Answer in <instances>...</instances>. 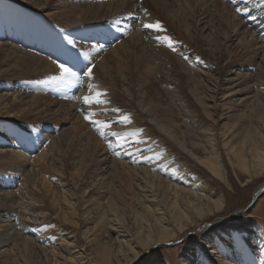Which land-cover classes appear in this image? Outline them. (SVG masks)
I'll return each instance as SVG.
<instances>
[{
  "label": "bare ground",
  "instance_id": "1",
  "mask_svg": "<svg viewBox=\"0 0 264 264\" xmlns=\"http://www.w3.org/2000/svg\"><path fill=\"white\" fill-rule=\"evenodd\" d=\"M52 1L16 0L10 8L0 1V23L2 25H0V75L3 80L9 81L20 76L27 77L26 72L31 70L35 74H37L36 72H38V75L41 74L36 77L37 80L40 78L38 80L40 81L43 78L45 79L47 75L56 73L57 69L54 61L63 62L67 58L68 53L64 49V43L60 40L62 37L59 33L54 31L42 32L41 26L52 24L58 28L64 27L70 30L68 32H71L72 35L88 30L83 38L94 39V34L89 33V30H91L92 33L97 32V35L102 34V39L113 42L111 41L112 38L117 37L116 34H113L115 31L113 27L118 24H113L114 20L119 21L120 27L124 26L120 28L122 30H127L129 27L132 29L138 27L139 31L137 28V30H130V33H132L128 40H121L119 44L109 50V52L114 51L117 56L116 58L113 57L112 60L116 61L120 57L123 59L125 53L126 58H132L135 52L138 54V58L143 55V59L147 61V67L143 70L154 75L155 68L152 66V60L157 55L156 53H160L159 50L166 51L165 46L153 42L157 50L151 51L150 54L137 50L140 45H146L148 42V40L145 42L141 40L143 35L142 30L140 31L141 26L138 24L140 16L143 17V20L150 18L154 21L152 17L158 20L155 12L150 10V6H147L146 2L148 0H104L100 2L63 0L62 5H55L57 2L60 3V0H56L55 4ZM163 1L157 0L155 5L157 6ZM247 1H250L248 5ZM186 2L200 9H210L212 7L218 21H224L225 23L221 25L226 26L225 29L227 28L226 30L229 31L227 34L220 32L219 35L215 34V36L221 38L226 46L231 47L234 45L236 48H240L241 51L245 48L256 51V58L264 61V5L254 7V5L260 3V0H186ZM22 5L36 9L41 17L34 14H31V16L28 14L27 16V12H23ZM243 7H247L249 12L237 13L235 11L236 8ZM54 8L58 9L59 12L58 10L52 13L48 12V10ZM144 9H147L149 13V15L144 14L145 17L141 14L144 13ZM122 14L126 16L122 17ZM201 15H204V12ZM47 20H54L55 22ZM90 23L91 26H89ZM110 24L113 26L111 27ZM185 28L189 30V24ZM202 28L209 29V26L204 25ZM213 29V27L210 28L211 33L214 32L215 29ZM143 30L146 31V29ZM159 34L163 35V33ZM53 35L57 37L55 38ZM167 35L169 36V34ZM153 36L155 38L156 34L154 33ZM102 39L101 41H103ZM217 39L216 42L219 41ZM90 46L99 48L94 44L82 43L84 49L91 50ZM203 49L207 50V47L203 46ZM101 51H104L103 47L97 52L91 51L92 60L100 57ZM186 52L188 53V51H184V53ZM137 54H135V57ZM133 59L137 60L134 57ZM133 59L126 60L130 62ZM150 60L151 64H149ZM187 60L190 65L200 66V64H197L198 61L192 60L191 57H187ZM141 61L145 65V62ZM111 63L112 61L108 57L101 58L98 67L96 66L93 70V82L99 85L100 90L107 89L105 98L110 101L108 105L92 106L91 110L97 113L93 119L108 121L111 127L105 129L106 132L126 133L141 128L144 130L142 138L136 136L122 137L126 142L121 143L118 142L117 137L112 135L100 136L98 131L94 132L93 130H97L96 126L83 118L89 106L85 105L82 99H77L76 96H73L74 94H68L65 99L57 100V97H51L52 94L45 92L47 87L38 83L37 80H34L36 84L32 82L33 93L30 90H28L29 92L21 91V88H24L22 82L20 87L16 84H6L5 90L7 92L0 94V191H2L0 192V209L6 211L4 212L6 214L4 216L2 214L0 217L9 219L11 215H17L16 222H21V224L16 228L17 223L15 222L16 224H13L12 228H15L14 232L16 234L23 232L21 243L18 246V240L13 244L8 236L9 233L7 235L4 232L0 234V262L10 263L11 261L12 263L13 261V264H30V256L27 253L30 252L33 242L39 241L40 244L35 243V245L44 249L46 253L43 255L45 264H118L119 259H117V256L118 258L120 256L127 257L130 254L132 257L126 259L125 264H133L134 262V264H137L136 262L142 260L143 256L152 251L156 245L177 242L186 236L189 231L198 227L204 228L202 225H197L200 220H207L211 216L227 212L226 208L224 209L226 203L223 194L224 189L222 185H219L217 182L219 179L216 177L218 176L222 181L229 182L228 173L224 172L226 169L221 159L223 155L229 157V161L233 166H239L243 171H246L245 179L250 180V178L259 176L261 173L264 174V117L260 116L255 109L257 105L264 106V82L262 81L264 76H260V71L257 72V75H259L257 78L250 74V80L246 83L244 82L246 78L238 74L239 77L236 75L231 78L233 81L231 85L236 80H241L237 85L241 87L238 90H236L237 86H231L229 90H223L218 84L219 75L217 77L211 75L213 77L209 79L213 81L214 85L211 86L213 88L210 90L213 93L210 96L213 100L209 99V101H213L212 108H209L214 111L213 114L210 112V116H213L212 120L214 121L211 124L202 125L203 122H196L197 116L192 115L193 118H191L192 116H189L190 111L183 106L184 104H181L182 101L179 98L173 95L171 97L177 103L178 110L181 111V116H183L182 119L184 118L182 123H178L177 121L181 119H175L173 106H165L161 103L153 104L152 98L148 95L151 93L148 90H146L147 93L144 91L142 94L132 93V107L135 106L134 104L137 105L135 107L137 109L132 110L133 113L129 114L131 110L126 111L125 108L120 107L122 113L129 114L132 119L131 124H123L119 120L121 114L112 111L114 108H119L116 103V99L119 97L118 94L109 90L112 87H109L108 82H104L102 78H98L99 75L97 74L101 71L106 79H110L109 76H112L110 74ZM164 63L166 62L164 61ZM137 64L136 61L135 65ZM141 68H138L139 73ZM127 69L129 68H124V70ZM165 69L167 68L163 70ZM201 70L200 68L199 72ZM206 73L208 72L205 71ZM155 75L157 77V73ZM144 78L147 79L148 76ZM111 79L114 80V77L112 76ZM125 79L126 76L123 84L126 83ZM134 80L139 87H143V78L138 73ZM83 81L85 82L83 85H72V90L77 91L75 88L80 89L78 97L87 94V78L84 77ZM129 83L131 84V82ZM189 84L193 86L195 83ZM255 86H257V89H255ZM18 88L20 92L17 93ZM126 88H128V85H126ZM168 91L172 95L170 88H168ZM241 91L243 92L241 93ZM253 91L257 92V97L252 94ZM199 92L201 91H198L197 94L194 93L195 100L204 106L206 101L202 100L203 95ZM237 93H241L243 96L249 94V96L244 97L245 99L239 104L240 96L236 98ZM218 95L221 97H218ZM204 98L207 99L208 97ZM117 101L119 102L118 99ZM128 103L127 101V105ZM199 105L198 107H200ZM56 106H58L57 110L53 111L52 107ZM102 108L107 110L101 111ZM36 110L42 114L45 113L47 116L54 115L55 118H69L72 121L69 131L64 132V134H67L65 135L67 136L65 142L66 144L74 143L76 140L83 146V149L79 148L74 152L76 155L73 157L74 160H80L72 162L74 171L70 175L76 179L73 182L75 187L72 186L70 178H68V171L65 172L67 161L62 152L65 145V143H62V133L59 136L57 135L54 141L47 144L46 137L44 136V138L38 134L39 127L37 125L41 123V119L33 113ZM235 111H241L237 116L240 117L239 119H246V121L240 124L234 122L233 124L230 121V116H233L234 113L228 115V112ZM18 121L32 123L34 126L16 128ZM115 123L119 125L115 126ZM195 123L199 124L196 125ZM48 124L47 127L50 128ZM238 124L239 127L236 128ZM6 142L14 148L11 150L4 148ZM109 143L113 145L112 148L108 147ZM116 149L121 151L118 150L120 152H117ZM90 151L93 156L89 159L87 153ZM78 152L80 153L78 154ZM109 152L110 157L108 156ZM155 152H161V158H142V155L152 157ZM117 153L119 154L117 155ZM112 155L115 156L113 160L110 159L113 157ZM127 155L129 156L127 157ZM100 156H105L102 162L100 159L98 160ZM123 159H128V161ZM118 161L120 164L117 163ZM194 161L197 163L196 165H192ZM108 163H112L108 167L110 173H107ZM85 164L90 169L87 170L91 171L90 173L87 171L89 176L81 173V171H84ZM200 165L203 167H200ZM21 168H23V171ZM51 168L55 171V176L52 174ZM171 168L177 170L175 174L170 171ZM31 173L34 176H31ZM90 177L94 180L97 178V182H94L93 185H86ZM229 177H231V174ZM122 181L127 183L129 188H132V196L128 197V199H131L129 205L132 208V230H130V224L126 220L127 217L124 218L119 213L121 210H118L121 209L118 207L119 200L125 197L122 194L123 190L117 189L123 186ZM114 182L119 185L115 183L117 186H114ZM89 186H91V189H89ZM9 187H17V189L10 190ZM101 187H107L105 191H109L110 196L108 195L107 200L102 197L104 211L101 208L99 210L100 212L103 211L101 212V214L103 213V221L105 225H108V230H106L116 234L115 242L117 246L114 247L115 249L100 246L101 248H98L97 253L94 251L96 255L93 256L92 253L88 252L87 244L79 243L80 240L77 238L76 230H70L69 225L73 229H77L81 219L85 216L87 218L85 217L83 220L88 221L87 224L97 221L94 220L95 216H90L89 208L84 209L83 207L88 201L94 200L95 196L93 195L94 198L92 199L91 192ZM2 188L8 190L3 191ZM86 188L89 189L88 193ZM78 189L81 190L80 195L82 197L79 195ZM262 192H264V182L255 190L253 194L254 201ZM14 193L18 195V198ZM86 196H90V198ZM102 198L100 197V199ZM94 203L97 206L101 205L99 199H95L90 204ZM14 209L15 213L11 214ZM91 212L95 213L94 211ZM100 212L97 211V213ZM243 214L245 215V212ZM100 216L99 218H101ZM22 217L24 222L21 221ZM214 223L216 222L209 224ZM102 226L104 225L102 224ZM218 227L216 225L212 228L199 229L208 236L207 247L209 251L207 254L211 257L215 256V258L210 259L205 253L206 248L197 246L187 250L184 256L185 264H264V235L258 228L231 233L216 231ZM60 228L62 232L58 231ZM91 241L93 240L91 239ZM19 252L26 255L23 257L24 259L21 260ZM164 264H168V262L166 261Z\"/></svg>",
  "mask_w": 264,
  "mask_h": 264
},
{
  "label": "rangeland",
  "instance_id": "2",
  "mask_svg": "<svg viewBox=\"0 0 264 264\" xmlns=\"http://www.w3.org/2000/svg\"><path fill=\"white\" fill-rule=\"evenodd\" d=\"M0 1L4 2L5 5L8 6V8H10L12 5H14L16 0H0ZM62 1L63 0H60V3L57 2V4H55L56 0H53L52 3H54L55 5H62ZM73 1L76 2L77 0H73ZM90 1L91 2H100V1H104V0H90ZM139 1H143V0H139ZM156 1L157 0H148L146 2L148 4L147 6L151 7L150 10L155 12L157 19L162 23L163 27L166 29V31L163 32V35L169 34V36L173 39V41L176 42L175 47H176L177 51L172 52L170 49L167 48L166 45L160 43V45L165 46L166 51L159 50L160 53H156L158 56L156 55L155 58H153L152 66L155 68L154 69V75H153V73L149 74L148 71L143 70L147 67V61H145V59H143V57H144L143 55H142V57L140 56L138 58V54L134 52V56H132V58L131 57L126 58V53H125V54H123L124 55L123 59L125 61L121 57L119 59H117L116 61H113L112 58L113 57L116 58L117 56L115 55L114 51L109 52V50L111 48L115 47L117 44H119V42L121 40H124V39L128 40V38L130 37V35L132 33V32L130 33V30L132 31L136 28L138 29V27H135L133 29L129 27L127 30L121 31L120 28H123L124 26L120 27L121 24L118 23L117 25H115L113 27L115 30V31L113 30L114 34H116L118 36L114 39L112 38L111 41H113V42H108L106 39H102V34L97 35V32H95L96 33L95 34V33H92L91 30H89V33L94 34V36H93L94 39L93 38H88V39L83 38V36H85L84 34L87 33L88 30H85L83 33L80 32L77 35L76 34L72 35L71 32H68L70 30L65 29L64 27L58 28L57 26L52 25V24H46L45 26H41L40 29L42 32L43 31H54V32L59 33L60 37H62L60 40L63 41V43H64V45H63L64 49L67 50V53H68V55L66 54L67 55V61H70V59H71V61L73 62L74 53L76 51H79L80 53H83L86 51L91 52V50L84 49L82 47V43H84V42H87L88 44L90 43V44L97 45L98 47L100 45H104L103 46L104 51L100 52V55H101L100 57L96 58L95 60H92V56L90 54V59L84 60V58L81 56V58H80V60H81L80 65L81 66L78 65L77 67H82L84 64H88V63L94 64L95 66L98 67V65H99L98 63L101 60V58L108 57L112 61V63L110 64L112 66L110 74H112V76L114 77V80L111 79V77H112L111 75L109 76L110 79H106L103 72H101V71H99L97 73L99 75L98 78L100 77V78H102V80L104 82L105 81L108 82L109 87H112L109 90L114 91V93L118 94V96H119L117 98L119 100V102L116 99V103L118 104L117 106L119 108L121 107L122 109L125 108L126 111L131 110L129 112V114L133 113L132 110L135 111L137 109V108H135L137 106L136 104H134L135 106L132 107L133 106L132 105L133 101L131 99L132 93L142 94L144 91L148 90L151 93L148 95H150V97L152 98V101L154 103L152 101L151 102L153 104H160L161 103V104H164L165 106L170 105V106L174 107V108L172 107V109L174 110L173 115H175V119H177V120L181 119V120L177 121L178 123H182L184 118L182 119L183 116H181L182 115L181 111L178 110L179 107L177 106V103L175 101H173V99L171 97L173 95H175L176 98H179V100L182 101L181 104L182 105L184 104L183 106H185V108L188 109V111H190V113H189L190 117L192 115L197 116L195 119L196 122H198V121H200L201 123L203 122L202 125L203 124H207V125L211 124L214 122L212 120L213 116H210L211 113L214 111L209 108V107L212 108L211 105L213 104V101H209V99L212 98L210 96L213 94L210 91L213 88L211 86H214L213 81L211 79H209L210 77H213L211 75H214L216 77L219 75L218 84L221 86V88L223 90H229L231 88V86L235 87V86L239 85V83L241 82V80H239V81L236 80L235 81L236 83L234 82V84L231 85V83H233L231 78L235 77L237 74L239 76L246 78L244 80L245 83L249 82L250 74H253V76L255 78H257L259 76V75H257L258 71H260V76L261 75L264 76V61H261L260 58L259 59L256 58V56H255L256 51H252L249 48H245L243 51H241L240 48H236V46H234V45H232L231 47L226 46L224 41L222 42L221 38L215 36V34L219 35L220 32H222L223 34H227V33H229V31L226 30L227 28L225 29V27H226L225 25H224L225 27H223L221 25V24L225 23L224 21H218V17L216 16L215 11L212 10V7L210 9H205V8L200 9L196 6L193 7L192 5H189L186 2V0H184V1L164 0L163 2L159 3L156 6L155 5ZM217 1H219V0H217ZM246 3L248 5L250 3V1H247ZM21 7L24 9V11H23L24 13L27 12L26 13L27 16H28V14H29V16H31V14H34V15H38L39 17H41L39 12H37L36 9L34 10L31 6L27 7V6L22 5ZM57 10L58 9L54 8V9L48 10V12L52 13V12H56ZM58 12H59V10H58ZM202 12H204V15H201ZM119 13L121 14V12H119ZM141 14L145 17L144 13H141ZM124 16H126V15H123L122 17H124ZM147 17H149V16H147ZM142 18L140 16V19L138 21L139 26H141V22H154V21H156L155 17H152L154 19V21L150 20V18H147L144 20ZM135 19H138V18H135ZM135 19H134V21H135ZM47 21H50L53 23L55 22L54 20H47ZM113 24H115V23H113ZM188 24L190 26L189 30H187L185 28L186 26H188ZM0 25H1V23H0ZM110 25H111V27L113 26L112 24H110ZM204 25L209 26V29H205V28L203 29L202 27H204ZM89 26H91V23ZM94 26H96V25H94ZM211 27H213L216 30L215 31L213 29L214 34L211 33V31H210ZM113 28H111V29H113ZM143 29L144 28H142V27L140 28V31L142 30L141 33L143 35V36H141L142 37L141 40L144 42L148 40V42L146 43V45H140L137 48V50L147 52L150 54L151 51L154 52L155 50H157V49H155L154 46H156V45L153 42H155V43H159V42H157L155 40V38L153 36L155 32L153 30L146 29V31H145ZM71 31H73V29H71ZM138 31H139V29H138ZM155 34L157 35V33H155ZM71 35H72V37H71ZM159 35H162V34H159ZM75 36H76V38H75ZM146 36L151 37V38L146 39L145 38ZM54 37L56 38L57 36H54ZM210 38H213V39H210ZM216 38H218L217 40H219V41L216 42ZM101 39L103 40L102 42H101ZM69 40L73 41V44H68ZM71 45H73V47H71ZM203 46H206L207 50H204ZM144 47H146V48H144ZM156 48L159 49L160 47H156ZM184 51H188V53L187 52L184 53ZM212 52H214V53H212ZM135 54H137L136 57H135ZM133 57L137 58V60H134ZM185 57L186 58L191 57L192 60L198 61L197 64H200L201 67L190 65V63H188V60L185 59ZM197 57H199V59H197ZM126 59H133L134 61L130 60V62H129ZM140 59L143 60V62H145V65H144V63H142V61ZM67 61H63V62H67ZM136 61L138 62V64H137V65H139L138 67H135V66H137V65H135ZM164 61L166 63L163 64ZM132 64H134L135 66ZM149 64H151V60L149 61ZM110 65H108V66H110ZM140 65H142L143 67ZM258 65H259V68L257 69ZM127 67L129 69L124 70V68H127ZM138 68H141L140 73L138 71ZM164 68H167L169 71L167 69L163 70ZM200 68L202 69L200 71L201 73L199 72ZM157 70H158V72H157ZM194 70H196V71H194ZM163 71H165V72H163ZM205 71L208 72L209 74L208 73L205 74ZM36 73L37 74H35L34 71L28 70V72H26L27 77L26 76H24V77L20 76L19 78L9 80V81L3 80L1 75H0V79H2V80H0V94L7 92L5 90L7 85L16 84V86L20 87L22 82L24 84V88H21V91L27 92L28 90H30L33 93L34 89L32 87V82L35 83V81L37 80L36 77L41 75V74L38 75V72H36ZM137 73L141 76V78H143V82L141 81L142 83H144L142 88L139 87L138 83L134 80V79H136ZM141 73H142V75H141ZM155 73H157V77H156ZM78 75H80L81 79L84 80L82 73L78 72ZM238 75H237V77H239ZM125 76H126V79H125L126 83L123 84V80H124ZM146 76H148L147 79L144 78ZM173 76H174V78H173ZM204 77L206 80L204 79ZM28 78H30V79H28ZM39 79L40 78H38V80ZM43 79H41V80H43ZM208 79H209V81H208ZM227 80H228V82H226ZM210 81H212V82L209 83ZM262 81L264 82V77H262ZM129 82H131V84ZM189 83H195V84H193L194 87L192 86V84H189ZM257 83H259V82H257ZM126 85H128V88H126ZM197 85H199V86H197ZM25 87H27V89H25ZM28 87L31 89H29ZM45 87H47L45 92H49L50 94H52L51 97L52 96L57 97V100L58 99L60 100L62 98L65 99V97H68V94H74L73 96L78 97L79 96L78 91H80V89L78 90L77 88H75L77 91L72 90V86H65V85H53V86L52 85H50V86L45 85ZM49 87H51V88H49ZM139 88H141V89H139ZM168 88H170L172 90V92H171L172 95L169 93ZM238 88H241V87L237 86L236 90H238ZM103 89H101V90L102 91L107 90L106 88H103ZM199 89H202L203 91L199 90ZM255 89H257V86H255ZM194 90H196L195 91L196 94L198 91H201V92H199V93H202L201 95H203V96L205 95L204 97H206V98L208 97L207 98L208 100H207L202 96V100L206 101V105L203 106L197 100H195ZM261 90H263V89H261ZM148 91H146V93ZM18 92H20L19 88L17 90V93ZM242 92L243 91H241V93ZM114 93H112V94H114ZM241 93H237V96H236V98H239V96H240V103L239 104H241L242 103L241 101H243L246 97L249 96V94H246L243 96V95H241ZM254 93H255V91H253L252 94L255 95V97H257V92L255 94ZM252 94H250V95H252ZM219 95H218V97H221ZM211 100H213V99H211ZM127 101L129 102L128 105H130L131 108H133V109H131L130 106L128 108ZM125 102H126V105H125ZM198 105L200 107H198ZM52 108H53V111H55V110H57L58 106L52 107ZM255 109L258 111L257 112L255 110V112L260 114V116L264 117V106L257 105V107ZM205 112H207V113H205ZM33 113L35 114L36 117L41 119V123L39 125H37V127H39L38 134L43 136V137L44 136L46 137V138L45 137L44 138L48 140V142L46 141L47 144L50 141H54L55 137H57V135L59 136V134L62 133V140H63L62 143H65L64 148L62 149V152L64 153L63 155L65 156L66 161H67V163H66L67 168H66L65 172L67 173V171H68V174H69L68 178H70V182L73 186L74 185L73 182L76 181V179H74L75 178L74 176L70 175L71 172L74 171L73 170L74 165L72 162L76 161V160L77 161L80 160V159L74 160L73 157L76 156L74 152L76 149H79V148L83 149V146L81 144H79V141L76 142V140L74 141V143H67L66 144V142H65V140L67 138V136H65V135H67V134H64V132L66 133V131H69V128L72 126V121H70L69 118H67L68 119L67 120L66 118L61 119L60 117L55 118L54 115H48L47 116L45 113L42 114L37 110L34 111ZM228 113H229L228 115H230L231 113H234L233 116H230V118H231L230 121L233 124H234V122H239V124H240V123L246 121V119L242 120V119H239L240 117L237 116L238 113H241V111L228 112ZM191 118H193V116ZM237 119H239V120L237 121ZM48 123H50V124H48ZM47 124L50 125V128L47 127ZM56 124H58V125H56ZM195 124L197 125L199 123H195ZM239 124H238V126L236 125V128L239 127ZM117 125H119V124L115 123V126H117ZM32 126H34V125H32V123H28L25 121H18L16 128H18V127L29 128ZM90 126H91V124H90ZM93 130H94V132L97 131L96 129H93ZM93 130H92V132H93ZM5 145L6 146L4 148L10 149V150L14 148L13 146H10V144L7 142ZM65 147H68V148H65ZM107 150H108V148H107ZM118 150H120V149H116L115 151H117V152L121 151V150L120 151H118ZM79 153L80 152H78V154ZM91 156H93V153L90 151L87 153V157L90 159ZM108 156L110 157V152H109ZM128 156L129 155H127V157ZM104 157L105 156H100L98 158V160L100 159L102 162V159ZM220 157H221V155H220ZM114 158H115V156H113L110 159L113 160ZM221 159L223 160L224 168L226 169V170H224V172L228 173L229 182L222 181L218 176H216V177L219 179V181H217V182L219 183V185H222L223 189H224L223 194L225 196V201H226L224 209L226 208L227 212L223 213L221 215L211 216L210 219H207V220H200L197 223V225H200V226L202 225V226H204V228L205 227L212 228L216 225H219V227H218V229H216V231H227V232H231V233L242 232L245 230H253L254 228H258L262 232V234L264 235V192H262L261 195L255 201H254V197H253V194H254L255 190L257 189V187L264 182V174L261 173L259 176H254V178L253 177L250 178V180L252 179L250 181L248 179H245V177L247 175L246 171H243L239 166H233L231 164V162L229 161V157L227 155H223L221 157ZM123 160L128 161V159H123ZM117 163L120 164L119 161ZM86 164H88V163H86ZM86 164H85V166L83 165L84 167L81 165L84 169V171L83 172L81 171V173L87 174V176H89L88 173H90L91 171L87 170L89 168L87 167ZM110 164H112V163L107 164V170L109 169L108 167ZM196 164L197 163L194 161L192 165H196ZM128 166H130V165L128 164ZM200 167H203V166L200 165ZM51 169H52V174H54V176H55V174H56V173H54L55 171L53 170V168H51ZM21 170L23 171V168H21ZM235 170H238V171L236 172ZM87 171H88V173H87ZM107 173H110V170H108ZM230 174H231V177H229ZM31 176H34L33 173H31ZM90 179L87 180V182L89 184L86 182L87 183V184L85 183L86 185H93L94 182L95 183L97 182V178L94 180V178L90 177ZM89 181L90 182L92 181V182L90 183ZM115 183L116 182H114V184H113L114 186L119 185L118 183H116L117 185ZM122 184H123L124 188L122 186V187H118L117 189L123 190L122 194H124L125 197H124V199L119 200L118 207H120L121 209H118V210H121V211H119V213L124 218H126V217L128 218V219L126 218V220L130 224V227H131L130 230H132V224H131L132 223V214H131L132 208H131V205H129L131 202V199H128V197L132 196V188H129V185H127V183H123V181H122ZM35 187L37 188V186H35ZM74 187H75V185H74ZM77 187H79V186L77 185ZM5 188H7V187H5ZM106 188L101 187V188H97L94 191H92L90 196L94 195L95 198H94V196L92 197V199L94 198V200H90L92 202L88 201L89 205L87 203L83 207L84 209H86L88 207L89 213H91L90 216H95L94 220H97V221H94V222L87 224L88 221L83 220L85 217L87 218V216H85L81 219V223L77 229H73L72 226L69 225L70 230H72V231L76 230L77 238H78V240L81 241V242L79 241V243L87 244L86 246L88 247V252L92 253L93 256L96 255V254H94V251H95V253H97L96 251H98L101 247L108 246L109 249H115L114 247L117 246V244L115 242L116 241V234L107 231L108 225H105V223L103 221V215H102L103 213L101 214V212L104 211V203H103L104 200H103V198L105 197V199L107 200V198L110 196V192L105 191ZM2 189H3V191L8 190V189H10V190L14 189L15 190V189H17V187H9L8 189H4V188H2ZM89 189H91V186H89ZM89 189L86 188V190H88L87 193L89 192ZM0 190H1V186H0ZM0 192H2V191H0ZM78 192L80 195L81 190H79ZM124 192H126V193H124ZM14 195L16 196V198H18V195L16 193H14ZM90 196H86V197L90 198ZM100 197L101 198L103 197V198L100 199ZM85 199H87V198H85ZM95 199H99L101 201V205L97 206V204H95V203L90 204V203H93L95 201ZM123 200H125V201L128 200V201H126L127 205H126L125 201H123ZM99 208H101V210H103V211L100 212ZM96 209L100 213H97ZM91 211H94L95 213H92ZM4 212H6V211H3V209L1 211V209H0V213H1L0 215L3 214L2 216H4V214H6ZM243 212H245V215L243 214ZM14 213H15V209L12 211L11 214H14ZM124 214L127 216H125ZM99 215H101L100 216L101 218H99ZM23 219L24 218L22 217V219H21L22 222H24ZM16 220H17V215H11L9 217V219L7 217H2V218L0 217V234L2 232H4L6 235H7V233H9L8 236L10 237L13 244L15 242H17V240H18V244H17V246H18L21 243V240L23 237L22 236L23 232L21 234H16L14 232L15 228H12V225L17 223V226H16V228H17L19 226V224H21V222L18 223V222H16ZM32 221H34V219H32ZM99 222H101L100 225H99ZM213 222H216V223H214L215 225L209 224V223H213ZM102 224L104 226H102ZM103 227H106V228L103 229ZM200 228H203V227H200ZM200 228L198 227L195 230L189 231L186 236H184L181 240H179L177 242L173 241V242L168 243V244L156 245V247H154L152 249V251H150L148 254L143 256L142 260L140 259V261L138 260L136 263L137 264H164L167 261L168 264H185L184 256H185L187 250L190 248L197 247V246H202V248L203 247L206 248L205 253L207 254V252L209 251L208 247H207L208 246V236H206V234L202 233L201 230H199ZM60 230H61V228L58 231H60ZM60 232H62V231H60ZM86 232H88V234H86ZM96 234H99V235L96 236ZM38 235H41V234H38ZM91 235H93L94 237ZM90 238L93 241H91ZM105 242H106V244H109V245H106ZM35 243L40 244L39 241H37V242L34 241L33 246L31 245V250L29 249L30 252L27 253V255L30 256V264H45V260H44L45 258L43 259V255H45L46 253L44 252V249L36 246ZM19 253H20L19 256H20L21 260L24 259L23 257L26 255L21 254V252H19ZM207 256L210 257V259L215 258V256L211 257L208 254H207ZM131 257H132L131 254L127 257H121L120 256L118 258V256H117V259H119L118 264H125L126 259H130ZM0 264H13V261H12V263H11V261H10V263L9 262H7V263L6 262H0Z\"/></svg>",
  "mask_w": 264,
  "mask_h": 264
},
{
  "label": "snow or ice",
  "instance_id": "3",
  "mask_svg": "<svg viewBox=\"0 0 264 264\" xmlns=\"http://www.w3.org/2000/svg\"><path fill=\"white\" fill-rule=\"evenodd\" d=\"M264 5V0H260L259 4L254 5V7H261ZM235 11L237 13H247L249 12V9L247 7L243 8H236ZM145 15H149L147 9L144 10ZM114 23H119L118 20H114ZM141 27L144 29L153 30L157 35L155 36V40L161 44H164L167 46L168 49H170L172 52H176L177 49L175 47V41L170 36L167 35H159V33H163L166 31V29L163 27L162 23L159 20H156L154 22H141ZM121 31H123L121 29ZM146 39L151 37H145ZM68 44H73V41L69 40ZM103 46L100 45L99 48L90 46V49L92 52L99 51ZM81 56L84 58V60L90 59V52L86 51L83 53H80L79 51H76L74 53V60L73 62H60V61H54L56 65V73L49 74L46 76L45 79L38 81V83L44 84V85H65V86H72V85H83L85 82L81 79V76L78 75V72L83 74V77L87 78V94L83 95L82 97H77V99H82L83 103L85 105L89 106V109L85 111L84 114V120L89 121L91 124L96 126L97 131L99 132L100 136L107 137L108 135H112L114 137L118 138V142H126V140H123L122 137L127 136H136L137 138H142V134L144 132L143 129L137 128L134 132H126V133H120V132H106L105 129H109L111 127L110 123L108 121H102V120H94L93 117L96 116V112L91 110L92 106L95 105H108L110 101L106 99L107 96L106 91H102L99 88V85L93 82L94 78V68L96 67L94 64L88 63L84 64L82 67H77L79 63H81ZM185 59H187L185 57ZM199 59V57H197ZM106 108H102L101 111H106ZM115 113H120L119 120L123 124H131L132 119L129 114L122 113V110L120 108H114L112 109ZM109 148H112L113 145L111 143L108 144ZM119 153H117L118 155ZM162 153L161 152H155L153 153L152 157L142 155L143 159H152L161 158ZM170 171L175 174L176 169L171 168ZM219 226V225H217ZM183 231V229H182Z\"/></svg>",
  "mask_w": 264,
  "mask_h": 264
}]
</instances>
